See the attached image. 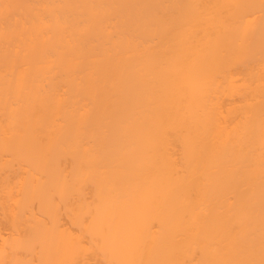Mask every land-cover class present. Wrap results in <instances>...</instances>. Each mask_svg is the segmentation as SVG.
I'll use <instances>...</instances> for the list:
<instances>
[{
    "label": "bare ground",
    "instance_id": "bare-ground-1",
    "mask_svg": "<svg viewBox=\"0 0 264 264\" xmlns=\"http://www.w3.org/2000/svg\"><path fill=\"white\" fill-rule=\"evenodd\" d=\"M0 132L61 142L0 193L70 194L65 264H264V0H0Z\"/></svg>",
    "mask_w": 264,
    "mask_h": 264
},
{
    "label": "rangeland",
    "instance_id": "rangeland-1",
    "mask_svg": "<svg viewBox=\"0 0 264 264\" xmlns=\"http://www.w3.org/2000/svg\"><path fill=\"white\" fill-rule=\"evenodd\" d=\"M228 101L229 100L226 101L227 106L229 103ZM27 134L28 133L23 134L19 132L18 133L0 132V176H5L4 177L5 179L7 176L9 185H12L14 189L17 188L16 187L17 184L23 179L27 181L30 180L31 182H36L44 178L46 175L47 168L48 167L51 168L50 163L52 162L51 160L52 158L50 159V157L52 155L54 156L56 153L61 151L60 148L61 142L53 141L52 139H49V137L52 136L51 134L36 133L35 139L34 138L29 139L30 135L33 137L32 133H29L30 135H28V138L27 137L24 138V136L25 135L27 136ZM65 155H66L65 153H63V155L58 154V158H61V156H65ZM66 158L65 159L61 158V160L59 159V163L61 161L60 165L62 164V166H65L67 168L68 158L67 159ZM49 159L51 161H49ZM48 177L45 179L46 181L44 179L43 180L47 182V184H50L48 186H51L53 182L50 181L51 179ZM44 181L41 180L42 183H44ZM49 181L50 183H48ZM8 183L6 182V184H4L6 186L4 190H2L3 192L1 191L0 193V220L2 222V223L0 222V245L3 244V241H10L12 239L27 240L28 245L27 246L25 245L26 247L24 246V248L23 247L19 248L18 252L16 253V255L19 258H24L28 260L27 264H65L64 262L66 261L65 260L63 261L64 258L63 255L61 256L63 258H60V256L58 257L59 253L58 254L55 253L54 255L53 250L55 249H52L51 245L56 241V239L55 240L53 239L57 237L56 236L57 234H59L58 228H60L62 231H65L67 228L72 227L68 219L69 205L67 203L71 202L70 201L71 199L67 197L69 193L67 192L68 194L65 196L66 191L64 192V194L61 192L63 196L62 194L61 196H59L57 194L59 191L57 193L52 191L54 189L53 186L48 188L47 184L45 185L44 183V185L46 186L45 187L41 183L43 188L40 185L39 186L41 188L40 187L37 188H40V190L44 189L42 190L43 194L40 191L38 192L36 190L37 188L36 189L34 188L36 191L34 189L33 191L38 192L39 194L35 196L33 195L34 198L31 196L32 197V199L30 200L31 203L28 201L29 199L28 195H26L28 199L26 198L25 200L24 199L22 200L21 197L18 196L20 200H22V202L25 201V203L27 204L28 202L30 203L28 206L23 202L24 205H21L22 206L21 209L23 210L22 212H20L19 210L20 208L17 207L18 204L22 202H19L15 204L16 206H14V202H15L14 200L16 198L13 200V198L11 197V195L13 194L9 195L8 192L6 193ZM25 184L27 183L24 182V185ZM26 186L29 187L30 189L29 184H27ZM46 188L47 190L52 188L53 189L48 192H45ZM44 192L46 193V195H44L45 194ZM41 195L44 196L41 197ZM68 196H70V194ZM17 200L19 201L18 198L16 199V201ZM12 208H15L16 210L18 209L20 212L18 213L15 211L16 214L17 213L20 214V216L17 214L19 216V218L16 221V223L19 222L18 223L19 225L17 226L13 225L14 223L12 224L10 222L11 221L10 219H12L11 215L14 214V212L10 214ZM21 217H25V219H27V220H23L24 223L25 221H27L28 223L26 224L27 226L20 225L21 223L19 220ZM14 220L15 219H13V221ZM72 228L76 230L75 227ZM49 238H53L52 240L54 242L51 240L52 244L48 243V245H46L47 243L45 241L48 240ZM84 240L86 241V238ZM46 246H49V249ZM52 246L54 247V245ZM45 249H47L50 252H51L50 249H52L53 253L51 252L50 254L49 252L45 251ZM2 264H11V263L4 261Z\"/></svg>",
    "mask_w": 264,
    "mask_h": 264
}]
</instances>
